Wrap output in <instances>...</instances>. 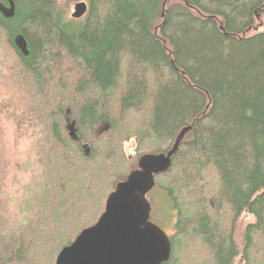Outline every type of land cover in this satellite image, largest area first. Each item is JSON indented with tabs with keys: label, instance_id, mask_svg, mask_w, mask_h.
Returning a JSON list of instances; mask_svg holds the SVG:
<instances>
[{
	"label": "trees",
	"instance_id": "1",
	"mask_svg": "<svg viewBox=\"0 0 264 264\" xmlns=\"http://www.w3.org/2000/svg\"><path fill=\"white\" fill-rule=\"evenodd\" d=\"M14 1L0 12V264H56L135 160L190 125L156 175L178 215L162 264H264V0H87L82 19Z\"/></svg>",
	"mask_w": 264,
	"mask_h": 264
},
{
	"label": "water",
	"instance_id": "2",
	"mask_svg": "<svg viewBox=\"0 0 264 264\" xmlns=\"http://www.w3.org/2000/svg\"><path fill=\"white\" fill-rule=\"evenodd\" d=\"M170 0H166L165 4ZM71 18L86 15L89 4L71 1ZM0 12L5 17H14V0H0ZM18 49L28 55V41L18 33L14 38ZM109 126L105 127L108 129ZM186 126L177 135L168 153L142 155L126 179L117 183L107 198L106 208L97 223L84 229L75 241L64 247L57 256L56 264H162L172 257V240L159 224L151 219L152 205L147 194L156 185V175L166 171L173 155L179 149L187 132ZM70 134L78 140L76 124L69 125ZM87 155L91 146L83 144Z\"/></svg>",
	"mask_w": 264,
	"mask_h": 264
},
{
	"label": "rangeland",
	"instance_id": "3",
	"mask_svg": "<svg viewBox=\"0 0 264 264\" xmlns=\"http://www.w3.org/2000/svg\"><path fill=\"white\" fill-rule=\"evenodd\" d=\"M72 0H61V7L65 11L66 17L71 18V14L73 12V6L71 5ZM75 3L78 1L82 0H74ZM87 2V0H85ZM174 2L176 0H173ZM88 3V2H87ZM6 63H1L0 64V69L3 70L4 75L8 78L11 79V75L9 71L5 70L4 71V66ZM126 122H124V126L130 125L129 119H124ZM103 126V125H101ZM136 139L132 138L130 141L127 142L126 144V153L129 154H134L135 153V148H136ZM13 146H16V148L19 146L18 143L14 138H12V144ZM138 162V159L135 160V165L136 167ZM149 201L151 202L152 205V211H151V219L155 223L159 224L162 228L165 229V231L168 234H173L175 232V226H176V221L178 218L177 211L173 210V204L171 197L169 194L162 189L159 186H155L147 195ZM225 212H228L231 217V213L228 211V209L224 210ZM223 215H227L226 213ZM220 224L226 225L227 227L229 226V223L231 219L229 220H224L223 218L219 217ZM255 221V216L245 212L243 213L237 220L236 223V240L241 248L244 245V231L247 227L248 224L252 223ZM242 249V248H241ZM235 264H243V258L239 257L237 258Z\"/></svg>",
	"mask_w": 264,
	"mask_h": 264
},
{
	"label": "clouds",
	"instance_id": "4",
	"mask_svg": "<svg viewBox=\"0 0 264 264\" xmlns=\"http://www.w3.org/2000/svg\"><path fill=\"white\" fill-rule=\"evenodd\" d=\"M86 15H87V14H86ZM86 15H84V16H83V18H85V17H86Z\"/></svg>",
	"mask_w": 264,
	"mask_h": 264
},
{
	"label": "flooded vegetation",
	"instance_id": "5",
	"mask_svg": "<svg viewBox=\"0 0 264 264\" xmlns=\"http://www.w3.org/2000/svg\"><path fill=\"white\" fill-rule=\"evenodd\" d=\"M82 19V18H81Z\"/></svg>",
	"mask_w": 264,
	"mask_h": 264
}]
</instances>
